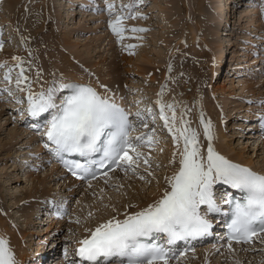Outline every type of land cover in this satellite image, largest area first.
Masks as SVG:
<instances>
[{
	"label": "rangeland",
	"instance_id": "374dc122",
	"mask_svg": "<svg viewBox=\"0 0 264 264\" xmlns=\"http://www.w3.org/2000/svg\"><path fill=\"white\" fill-rule=\"evenodd\" d=\"M55 1L20 0L14 2L13 0H0V45H2V41L4 42L3 47L0 48V60H2L0 61L2 63L0 72H4V74L0 73V233L2 235L7 236L9 226L7 221L2 218L3 212L7 211L5 207L10 202L5 189L12 184V174L20 169L21 162L26 158H29L27 160L31 161L38 170L33 173L25 171L22 176L20 175L21 184L15 183L18 189H15V191L17 190L15 192L17 209L10 212L15 219L13 221L15 227L17 225L23 233L24 237L21 238L19 234V238L26 248L29 243L33 242L32 239L29 240L30 237L27 238V235L33 233L31 238H35L34 229L38 225H34V222H30L31 225L29 222L27 223L25 214L27 215L30 209L32 211L36 209L33 210L34 203L28 204L31 207L24 206L20 209L19 203L29 198L28 193H32V198L39 199L43 195L50 198L64 194L62 190L57 189V187H61L60 184L64 179L57 176V181L52 180L51 183H48L47 179L53 178L52 168L45 165L42 158L39 164L35 159H31L33 157L30 153L41 154L39 151L35 152L36 147L38 150H44L42 148L43 140L38 141L33 131H25L24 126L16 120V113L14 114L10 107L14 108L18 105L23 107L27 101L29 90L32 93H37L49 87H57L64 79H70L67 77H78L81 81L84 80V83L85 81L92 83L99 89L101 95L108 96L109 99H121L135 115L141 109L143 115L141 120H145V122H141L136 127V134L143 133L145 141L148 139L147 134H151L154 141L151 144L145 143L137 146V151L142 155H148V157L141 156L140 164L133 165L134 170H124L119 173V178H111V182L118 181L112 189L101 192L99 189L104 183H100L92 190L87 189L76 195L71 220L62 225V234L59 235V239L66 240L67 245L72 244L78 237V240L84 238L93 227L107 219L122 218L125 214L140 210L147 199H156L154 192L157 186H161L166 172L163 164L168 163L170 156L168 148L176 153L175 163L179 162V151L183 148L182 141L176 145L173 143V138H169L171 133L164 126V121L160 119L161 106H164V115L169 117L170 126L172 117L175 116L176 128L189 127V125L195 127L199 122L198 117L208 122L206 117L213 119L222 116L223 121L220 122L221 125H224L222 131L225 132L226 136L225 134L224 136L227 137L229 143L226 142V146L214 143L213 147L234 161H236L235 154L242 152V159L247 161L250 158L253 166L264 171V145L256 149L252 145L253 139L246 136L241 137L239 133L244 128V126L241 127L240 120L245 119L242 117L245 109L242 99L249 95V90L245 88L247 83L242 81L260 76L259 73L256 75V71H253L251 67L253 64L249 65L250 51L244 49V46L249 43L246 42L248 38L255 34L251 31L255 25H247V21L250 18L249 20L252 19L251 21H254L259 29L264 28V0H248L252 2H249V7L240 5L238 12L240 11L242 14L243 23L237 32L229 34L230 37L225 34L222 36L223 34L218 31L219 22L225 13L221 0H142V2L141 0H128L131 7L127 8L123 4V9L117 7L115 0H106L105 6L94 14H99L101 17L99 21L87 18L88 14L93 15V13L84 8L82 3L80 4L82 0H61L60 5L63 10L58 9ZM63 2L67 5L64 6ZM117 2L125 3L124 0H117ZM10 3L13 5L12 7H8ZM109 4L114 7L109 9ZM65 9L69 13L71 12L70 15L66 16ZM117 16L122 17L119 26L123 32L119 37L109 27L110 21H115ZM64 18L65 21H63ZM69 18L71 20L68 22ZM132 29L144 30L133 31ZM7 30L9 31L8 35L2 36V31L6 32ZM72 34L74 38L79 37L81 41H75ZM228 39L234 41V46L237 44L232 49L235 55L229 51ZM224 45L226 46L223 47ZM222 49L224 52L226 51L224 56L226 63L219 70L217 62H214V56ZM14 53H20L19 67L15 66L16 64H11L10 60H14V56L17 55ZM247 54L249 56H246ZM122 58L130 61L124 68H122ZM5 63L7 65L2 67ZM21 69H23V76L27 79L18 87L15 84V79L20 71L16 70ZM6 74L9 76L7 80L5 79ZM239 81L240 83H238ZM256 81L248 85L259 90L260 87L256 86ZM219 86H223L225 90H217L216 88ZM21 88L24 91H21ZM169 104L172 105L171 110L167 107ZM181 120L187 121V124L182 125ZM145 124L147 127L144 126ZM199 130L198 128L197 131L199 132ZM214 130L218 136L217 142H219V137L222 135L218 133V126ZM211 133V141H213L212 127ZM177 135L179 134L177 133ZM202 135L197 134L201 152L203 151L201 142L203 139L206 140L203 132ZM203 143L205 144V142ZM129 155L134 157L135 154L130 152ZM171 157L173 160V155ZM144 158H148V164L143 163ZM40 167L44 170H40ZM19 172L21 173V170L18 171V174ZM58 174H60L59 171ZM30 175L33 177H27ZM32 178H37L40 180L38 183L42 184L33 186L28 181ZM136 183H138V187L135 188H139V192H135L132 187ZM32 188H36L38 193L34 190L31 191ZM25 204L27 202L22 205ZM89 213L92 215L90 216ZM45 224L46 228L39 230L45 231L51 223ZM53 224L51 226L55 227L56 225ZM59 232H53L51 236H55ZM83 234L84 236H82ZM12 239L14 240V238ZM43 240L40 243L43 244ZM48 243H50L49 240L44 243V246ZM258 244L260 246H253L257 249L250 253H246L247 251L228 253L232 257L235 256V260L228 263L264 264V239L260 240ZM203 250L205 248H202L201 251ZM41 251L44 252V249ZM51 251L53 249L49 248V252ZM220 251H217V254H215L216 252L212 254L211 260L214 264H226V262H222L225 257ZM212 252L214 251L212 250ZM237 259H240L241 262L238 263ZM199 260L196 261L195 258L189 257L187 261L180 264H201L202 259ZM51 263L53 261L49 264Z\"/></svg>",
	"mask_w": 264,
	"mask_h": 264
},
{
	"label": "snow or ice",
	"instance_id": "6c2138e0",
	"mask_svg": "<svg viewBox=\"0 0 264 264\" xmlns=\"http://www.w3.org/2000/svg\"><path fill=\"white\" fill-rule=\"evenodd\" d=\"M113 7L112 4L108 5L109 9ZM121 19V16H117L115 21L109 23L118 37L123 32L119 26ZM5 79H9L7 74ZM26 79L21 69L16 80L17 86ZM64 89L69 90L70 94L58 98L57 93ZM20 90L24 91L23 88ZM167 107L172 109L170 104ZM27 112L32 117L50 114L51 118L47 121L44 132L48 141L45 147L49 148L51 145L50 151L57 157H61L62 153H75L88 158L101 153L100 167H104L105 160H111L118 165L126 164V171L134 170L133 165H138L141 160L142 154L137 151V144L133 143L130 136L132 126L128 114L92 87L60 84L37 93L29 90ZM136 116L140 117V113L137 112ZM160 119L172 134L173 143H183V148L179 151L178 169L172 176L166 177L168 188L147 207L125 214L123 219L112 217L98 224L87 237L79 241L76 254L82 261L107 264L111 257L117 256L126 257V264H167L166 250L148 241L158 233L166 234L169 244L188 237L208 235L213 225L201 213L200 206L205 205L208 213L221 212L214 193V185L217 184L227 185L242 193L240 199H232L231 193H226V198L222 201L230 206L231 219L227 224L229 249L231 250L232 241L250 243L253 237L264 232V174L233 163L217 153L211 143L210 121L205 122L203 118L200 121L208 140L205 154L201 152L195 130L191 127L176 128L174 115L172 125H169V117L164 115V106H161ZM181 124L186 125L187 121L181 120ZM144 126L147 127V124ZM147 135V141L144 135L136 136L135 141L140 144L153 143L152 135ZM129 151L135 154L134 157L129 155ZM175 156L176 153H173L170 163H175ZM148 162V158H144L143 163ZM64 163L73 170L74 175L77 174L75 170L83 175L91 171L90 165L94 161L86 159L84 164L76 161ZM104 174L107 175L106 172ZM0 264H15L9 242L2 237Z\"/></svg>",
	"mask_w": 264,
	"mask_h": 264
},
{
	"label": "bare ground",
	"instance_id": "6f19581e",
	"mask_svg": "<svg viewBox=\"0 0 264 264\" xmlns=\"http://www.w3.org/2000/svg\"><path fill=\"white\" fill-rule=\"evenodd\" d=\"M14 2H18V1H20V0H13ZM60 1L61 0H56L55 2H56V6H58V9L59 8H61V5H60ZM77 1V0H76ZM106 0H82L81 1V5L84 7V8H87V9H89L90 11H91V13H94V8L96 9V11L98 12V10L101 8V7H103V6H105L104 5V2H105ZM108 1H110V0H108ZM113 1V0H112ZM116 1V5H117V7H120V8H122L123 9V7H122V5L123 4H125V5H130L129 3H128V0H124L125 1V3H122V4H120L119 2H117V0H115ZM222 1V3L224 4V9H225V13H224V17L222 18V20L219 22V29H218V31L219 32H221V31H226V27H228V30L226 31V32H224L225 33V36H229V34L230 33H232L233 31H235V32H237L238 31V29H239V27H241L242 26V24L241 23H243V19H241V12L239 11V12H237L238 10H239V8L242 6V5H244V3H245V1H240V0H221ZM70 2V1H69ZM64 3V2H63ZM68 3V2H67ZM238 4H240L241 6H238L237 7V5ZM254 4V3H253ZM54 5V4H53ZM67 5V4H66ZM65 5V3H64V6H66ZM150 5V4H149ZM232 5H234V8H235V11H234V8H232ZM255 5V4H254ZM13 5L10 3L9 5H8V7H12ZM81 6V7H82ZM151 6V5H150ZM256 6V5H255ZM157 7V6H156ZM257 7V6H256ZM57 8V7H56ZM70 8V7H69ZM128 8V7H127ZM231 8H232V10L234 11L233 13H230V11H231ZM62 10H63V8H61ZM60 9V10H61ZM66 11V16H68V14L70 15V13L68 12V10L67 9H65ZM109 10V9H108ZM241 10H242V8H241ZM243 10H245V9H243ZM76 11V10H75ZM255 11V10H254ZM96 12V13H97ZM109 12H111V11H109ZM257 12V11H256ZM95 13V14H96ZM160 17V16H159ZM66 18V17H65ZM65 18L63 19V21H65ZM87 18H89L90 20H92L93 19V21H99L100 20V18L101 17H99V14L98 15H90V14H88V16H87ZM248 18V17H247ZM250 19V18H249ZM248 19V24L247 25H256L255 23H254V21H251V20H249ZM71 20V18H69L68 19V22ZM125 20V19H124ZM159 22V21H158ZM246 25V26H247ZM257 25H259V24H257ZM261 26H262V24H260ZM225 27V29L223 30V28ZM264 27V26H263ZM251 28H252V26H251ZM231 29L233 30V31H231ZM250 29V28H249ZM259 29V28H258ZM261 29H263V28H261ZM245 30V29H244ZM243 31V30H242ZM241 31V32H242ZM246 32V31H245ZM245 32H244V34H245ZM248 32H249V30H248ZM260 33H259V35H260V37H258V38H255V39H253V40H248V41H246V42H249V46L248 45H246L245 47L246 48H248V49H250V50H253V52L255 53V49H256V47H254L256 44H258L257 42H260L261 41V39L263 38V36H264V31H262V30H260L259 31ZM8 33H9V31L7 30L6 32H4V31H2V36L4 35V34H6V35H8ZM71 34V33H70ZM75 35V34H74ZM232 35V34H231ZM235 35V34H234ZM239 35V34H238ZM73 38H74V36H73V34L71 35ZM222 36H224V35H222ZM243 36V35H242ZM68 37V36H67ZM230 37V36H229ZM244 37V36H243ZM246 37H247V35H246ZM245 37V38H246ZM227 38V37H226ZM252 38V37H251ZM74 40L75 41H77V40H80V38L79 37H76V38H74ZM108 40V39H107ZM236 40H238V39H236ZM247 40V39H246ZM81 41V40H80ZM80 41H79V43H80ZM226 41V40H225ZM234 41H230L229 39L227 40V46L228 47H230V52L233 54V55H235V53H234V50H232L235 46L233 45L234 43H233ZM241 42V41H240ZM78 43V44H79ZM239 45V44H238ZM245 45V44H244ZM226 45H224L223 47H225ZM234 46V47H233ZM222 47V48H223ZM245 47H244V49H245ZM236 49V48H235ZM247 49V50H248ZM20 51V50H19ZM245 51V50H244ZM252 54V56H251V59H254L255 58V54ZM20 54V53H19ZM24 54V53H23ZM225 54H226V51L224 52V49H222V50H220V52H218V54H216V56H214L215 58V60H214V62H218V63H220V64H222V61H223V59H224V56H225ZM14 55H15V53H14ZM232 55V56H233ZM242 55V54H241ZM243 55H245V54H243ZM247 56V55H246ZM14 57H16V58H18V59H14V60H10L11 61V64H13V65H15V66H17V63H18V60H19V56H17V55H15ZM24 58V57H23ZM231 58V57H230ZM191 59V58H190ZM230 60H232V59H230ZM249 60H250V58H249ZM0 61H2V60H0ZM4 61V60H3ZM68 61V60H67ZM246 61H248V60H246ZM27 62V61H26ZM29 62V61H28ZM121 62H123L122 63V68H124V66L127 64V63H129L130 61H128V60H126V59H124L123 60V58H122V61ZM235 62V61H234ZM252 62V63H251ZM0 64H2L1 62H0ZM215 64V63H214ZM251 64H253V65H255V67H258V64H259V62L257 61V60H250V62H249V65H251ZM18 65H19V63H18ZM67 65H69V64H67ZM227 65V64H226ZM247 65V64H246ZM248 66V65H247ZM27 67V66H26ZM246 67V66H245ZM253 68V67H252ZM18 69V68H17ZM247 69V68H246ZM213 70V69H212ZM16 71H20L21 72V70H16ZM249 72V71H248ZM247 72V73H248ZM1 73V72H0ZM214 73V72H213ZM2 74V73H1ZM17 74V73H16ZM15 74V75H16ZM20 74V73H19ZM18 74V75H19ZM24 74V73H23ZM245 74V73H244ZM251 75V74H250ZM247 76H248V74H247ZM250 77V76H249ZM17 78L18 77H16V79H15V81L17 80ZM70 79H67V81H72V82H76V83H82L81 81H79L78 80V78H76V77H69ZM248 78V77H247ZM244 80V79H243ZM116 81V80H115ZM216 81V80H215ZM257 83H256V86H258V87H260L261 88V86H262V80H257L256 81ZM238 83H240V81L238 82ZM15 84H16V82H15ZM242 85L243 84H245V83H241ZM113 85V84H112ZM241 86V85H240ZM239 86V87H240ZM48 87V86H47ZM247 90H251L252 92H254V89L256 88H254V86L253 87H249V85L248 84H246V87H245ZM244 88V89H245ZM217 90L219 89V90H225V88H223V86H219V87H217L216 88ZM61 95H63L64 96V91L62 90V92L60 93ZM238 94V93H237ZM252 95H256V92H255V94H252ZM234 96H235V93H234ZM107 97V96H106ZM236 97V96H235ZM235 99V98H234ZM247 99L245 98L244 100H242V102H243V106L245 107V111L247 112V116L248 117H250V119H251V121H253V119L254 118H256L258 115H259V113H261V112H264V111H262V110H257L256 111V113L255 112H253V110H251V109H249L248 110V108L246 107L248 104L247 103H245V101H246ZM249 100V99H248ZM110 101H112V102H114L115 104H117V105H119V106H122V101H121V99H116V98H114V99H111ZM242 104V103H241ZM16 106V105H15ZM15 108V107H14ZM132 113V112H131ZM132 114H135V113H132ZM148 114V111L146 112V115ZM239 116V115H238ZM233 118H234V116H232ZM242 117H244V115L242 116ZM242 119V118H241ZM232 124V123H231ZM234 124H235V122H234ZM233 124V125H234ZM255 124H256V122L254 123V122H252L251 124H249L251 127H253V128H255L256 126H255ZM220 128V126H218V133L219 134H221L220 136L221 137H219V142H218V145L219 146H222V145H224V146H226L227 144H226V142H227V137H225L224 136V134H222V132L220 131L221 130V128ZM200 129V128H199ZM231 129V128H230ZM45 130H46V127L40 132V134L44 137L45 135H44V132H45ZM160 133V132H159ZM156 134H158V133H156ZM170 136H169V138L171 137V138H173L172 136H171V134H169ZM249 138H253L251 135H249L248 136ZM170 138V139H171ZM168 139V138H167ZM166 139V140H167ZM169 139V140H170ZM165 140V139H164ZM261 141L263 140V139H260ZM235 142V141H234ZM47 143V142H46ZM45 143V144H46ZM227 143H229V141L227 142ZM238 143H239V141H238ZM45 144L43 145V147L42 148H44L45 150L47 149V151H49V149L50 148H46L45 147ZM203 145V153H205L206 154V143L204 144H202ZM258 148H259V146H257ZM263 148V147H262ZM37 149V150H36ZM36 149H35V152L36 151H39V152H44V150L43 151H41V150H38V147H36ZM215 149V148H214ZM242 149H243V147H242ZM255 149V148H254ZM254 149H253V151H254ZM168 150H169V152H170V156H169V159H168V163H165V164H163L162 162V164L163 165H165L164 167H165V169H166V172H165V174H164V177H163V181L161 182V186H157V188H156V190H155V196H156V199H151V200H149V199H147V201H146V203H144V206L142 207V208H144V207H147V205L148 204H150V203H153V201H155V200H157V199H159L161 196H162V194H163V192L168 188V185H167V183H166V177H170V176H172L173 174H174V172L178 169V166H179V163L178 164H174V163H170V161L172 160V155H173V152L170 150V148H168ZM230 150V149H229ZM232 151L234 150V149H231ZM256 153V152H255ZM142 157H148V155H145V154H143L142 155ZM49 158H50V156H49V154H47V155H45V157L44 158H42V161H43V163L46 165L48 162H49ZM243 157H242V152H240V153H236L235 154V159H236V161H239V162H241L242 164H246V165H248V166H250L251 168H253V164H252V162H251V160H250V158L249 159H247V161L246 160H244V159H242ZM27 159H29V158H26V160H24V161H22L21 162V165H20V169H21V173L19 172V174H18V171H19V169H17V171H16V173L15 174H12V179H11V181H12V184L8 187V188H6L5 189V193L8 195V200H10V202H9V205L8 206H6L5 208L7 209V211L8 212H12L14 209H17V207L15 206L16 205V193L15 192H17V185L15 184V183H19V184H21V181H22V179L20 178L22 175H23V172H25L26 171V169L25 168H27V167H25V164L27 165H32V163H31V161H28ZM230 159H232V158H230ZM141 160H142V158H141ZM140 164V163H139ZM50 168H52L51 169V174H53L52 175V177L53 178H48L47 180H49V182L48 183H51L52 182V180L54 181L55 179H56V177L57 176H60L61 178H63L64 179V181L63 182H61V184H60V188L59 187H57V189H59V191H61L62 190V192H64V190L66 189V182H68V183H70V187L72 186V187H75V185H76V183H74V182H72L71 180L69 181L66 177H65V175L63 174V173H61V171H60V169L59 168H57V167H55V165H53V164H47ZM174 165H176L175 167H173ZM33 166V165H32ZM35 169H37L36 168V166H33ZM38 170V169H37ZM37 170L35 171V172H37ZM55 170V171H54ZM58 171H59V173L60 174H58ZM14 172V171H13ZM119 173H120V171L118 170V171H114L112 174H110V175H108V176H106V177H104V178H102L101 180H99L96 184H88V185H85V186H83L84 188H83V192H85V190H87V189H90V190H92L94 187H96V186H98V184H100V183H104L103 185H102V187L100 186V189H99V191H105V190H110V189H112L113 188V186H115L114 184L115 183H117L118 181L116 180H114V182H111L110 181V179L111 178H119L120 176H119ZM21 175V176H20ZM27 177H33V175H30V176H27ZM26 177V178H27ZM25 178V179H26ZM27 180V179H26ZM45 180V179H44ZM43 180V181H44ZM23 181H24V179H23ZM28 181H30V184H32L33 186L35 185V186H37V185H41L42 183H38V181H40V180H38L37 178H32L31 180H28ZM103 181V182H102ZM10 182V181H9ZM44 183V182H43ZM13 184H15V186H13ZM159 184V183H158ZM160 185V184H159ZM69 186V185H68ZM2 187V186H1ZM13 187V188H12ZM133 189L135 190V192H139L138 190H139V188H135V187H138V183H136L135 185L133 184ZM28 188V187H27ZM44 188V187H43ZM15 189H17L16 191H15ZM32 190H34L35 192H37L38 193V190H36V188H32L31 189V191ZM30 191V192H31ZM151 191V190H150ZM21 192V191H20ZM5 193H3V194H5ZM5 194V195H6ZM19 194V193H18ZM17 194V195H18ZM31 194L32 193H28V197L30 198L31 197ZM44 194V193H43ZM71 194H72V192L71 193H69L68 195H66L65 197L66 198H64V199H60V198H58L57 196L55 197V196H51L50 197V201H51V203H53L54 201H62V202H64V203H66L67 202V200L66 199H70L71 198ZM6 195V196H7ZM65 195V194H64ZM18 197V196H17ZM27 197V198H28ZM149 200V201H148ZM7 204H8V202H7ZM36 204H35V208H36ZM4 208V209H5ZM141 208V209H142ZM34 209V208H33ZM140 209V210H141ZM35 210V209H34ZM39 211V212H38ZM139 211V210H138ZM133 212H136V211H132V212H130V213H133ZM40 213H42L41 212V210H35V211H32V210H30L29 212H28V214L26 215L25 214V218H27V223L29 222V224L31 225V223L30 222H34L33 224L34 225H36V224H41V226H43L45 223H51V224H49V228H47V229H45V231L44 230H39V227H37L36 229H34V235L36 236L35 237V239L34 240H36L37 241V245H36V251L38 252L37 253V256H40L42 259H44V258H46L47 256H49L48 254L49 253H51V252H49V249H48V251H47V246L48 245H46V246H44V243L45 242H47V240L48 239H50L49 238V235L51 236L52 234H53V232H55V233H57V232H59V230H60V227L61 226H59L60 224H58V223H60V222H57V223H54L53 225H55L56 224V226H57V228L55 229V227H52L51 225H52V221H46L45 219H44V221L42 220V217H43V215H41L40 217H38L39 216V214ZM129 213V214H130ZM121 217V216H120ZM39 218H41V220H39ZM124 218V216L122 217V218H119V219H123ZM1 223V222H0ZM1 225V224H0ZM21 225V224H20ZM46 225V224H45ZM26 226V225H25ZM40 228H42V227H40ZM55 229V231H53ZM7 231V230H6ZM53 231V232H52ZM8 232V231H7ZM49 232H52L51 234L49 233ZM7 234V233H6ZM25 234L27 235V232H25ZM33 234V233H32ZM32 234H28L26 237L27 238H31V236H32ZM4 235V234H3ZM20 236V235H19ZM23 235H21V237H22ZM82 236H84V234L82 235ZM88 236V235H87ZM87 236H85V237H87ZM4 237H6V235H4ZM24 237V236H23ZM84 237V238H85ZM44 238H46V239H44ZM12 238H10V240H11ZM32 239V238H31ZM42 239H44L43 241H44V243L42 244V243H40V241L42 240ZM262 239H264V234L263 235H260L257 239H256V242L257 241H262ZM30 240V239H29ZM28 240V241H29ZM51 241V240H50ZM11 242L13 243V249H14V251H15V249L17 250V249H20V251H22V257H19V258H17L16 260H15V262L16 263H18V264H24L25 263V260H28L27 261V264H39V262H41V258L40 257H37L36 255L35 256H31L30 258H27V256H25L26 255V250H23L22 249V247H21V243L19 242V239H12L11 240ZM255 242V243H256ZM25 243V242H24ZM33 243V242H32ZM262 243V242H261ZM260 243V244H261ZM49 244V243H48ZM32 245H34V244H32ZM58 244H55V247L57 246ZM78 244L76 243L75 244V246H77ZM262 245V244H261ZM29 246H30V243H29ZM44 246V247H43ZM203 246H205V247H202V248H205V250H207V251H205V250H203V251H201L202 250V248H197L196 249V251L194 252V253H192L191 255H188V256H186V257H183V258H180V263H184L185 261H187L188 259H189V257L190 258H195V260L197 261H200L199 259H202V262H201V264H214V262L211 260L212 258V254L213 253H217V251H219V250H221V252L223 253V256L225 257V259H224V261H222V262H226V264H230L233 260H235V256L234 257H232L230 254H228V253H231L232 251H239V253L240 252H246V253H249L250 251H252V250H255V249H257V248H254L253 246H254V244L253 245H251V246H246V247H241V246H232L231 245V250L229 249V245H218V246H206V244L205 245H203ZM43 247V248H42ZM220 247H222L221 249H219ZM253 247V248H252ZM28 248V247H27ZM13 249H12V252H14L13 251ZM42 249H44V252H42L41 250ZM214 250V252H212V250ZM228 251H230V252H228ZM54 252V251H53ZM233 254H238V253H233ZM244 254V253H243ZM222 255V254H221ZM239 256H242L241 254H238ZM192 256V257H191ZM248 256V255H247ZM250 257V256H249ZM243 260V259H242ZM53 261V260H52ZM30 262V263H29ZM55 262V261H54ZM228 262H230V263H228ZM237 262L238 263H240L241 262V260L240 259H237ZM167 264H169V263H167ZM198 264V263H197Z\"/></svg>",
	"mask_w": 264,
	"mask_h": 264
}]
</instances>
